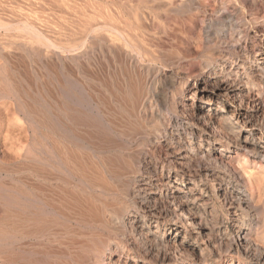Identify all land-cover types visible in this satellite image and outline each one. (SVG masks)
Segmentation results:
<instances>
[{
    "label": "bare ground",
    "instance_id": "6f19581e",
    "mask_svg": "<svg viewBox=\"0 0 264 264\" xmlns=\"http://www.w3.org/2000/svg\"><path fill=\"white\" fill-rule=\"evenodd\" d=\"M227 8L212 0H0L1 151L28 162L21 184L0 179V264H146L133 249L147 250L151 228L167 234L166 246L179 227L188 243L206 244L212 229L191 205L203 208L207 191L183 168L192 158L221 168L212 151L238 144L223 137V117L249 132L253 123L223 106L241 89L233 68L251 62L219 52V13ZM212 112L220 118L199 126ZM242 157L244 188L254 191L263 165L252 172ZM160 202L170 203L168 219ZM254 210L255 220L230 218L242 249L229 264H249L239 255L257 252L250 237L264 231V211ZM232 230L223 235L232 238ZM30 237L45 241L19 244ZM174 246L180 257L194 254L182 240Z\"/></svg>",
    "mask_w": 264,
    "mask_h": 264
},
{
    "label": "rangeland",
    "instance_id": "374dc122",
    "mask_svg": "<svg viewBox=\"0 0 264 264\" xmlns=\"http://www.w3.org/2000/svg\"><path fill=\"white\" fill-rule=\"evenodd\" d=\"M212 1L213 2L216 1L217 3H220L221 5H225L226 7H228L225 10V12H223L224 11V9H223L219 13V14H221L219 16L220 20H221V25L218 26V28H217V30H218L217 39L219 40V46H218V48L220 49L219 52H222L220 54L222 56H223V54H224V56L226 55L225 57L223 56V58H229L230 59V57H231L233 59V58L238 56L240 58V61H242L243 57L248 56L249 59L251 60V62H249L251 64H249V63L241 64L242 63L241 62V63H239V65H236V66H238V67H236L237 69L233 68V70L236 71L237 73L240 72V78L241 79H240L239 84L236 83V87L238 86L241 89L234 95V97H233L234 102H231L232 97L224 98L223 106H224L225 110H229L230 109L229 107L235 105V108H237L241 113L243 111L242 114L245 115L244 118L247 117L246 118L247 120L250 119L249 122H251V123L253 122L252 123V129L249 132V128H247L249 126H247L246 128H244V127L240 128V127H236L234 125H231L232 123L235 122V120L230 124L229 119H225L223 117V119H224V122L222 124L223 137H225L224 136V134H225L226 137L229 136L230 139L233 140V142L235 144H237V143L238 144L234 145L233 143H231L230 148L228 150L220 151L218 148H216L212 151V153H213L212 156L220 157V161L222 162L221 168L215 169L216 167L213 168L212 165L207 164L205 162H202L200 160L195 161L194 158H192V160H190L191 162L188 160L189 161V164H188L189 167L184 166V168H183L184 170L187 169L188 173H191V171H192L191 174H194L195 176H196V173L199 174L196 176L200 182L199 185L201 184L202 186H204L206 191H207L205 199H204L205 202L206 201L207 202L205 203L206 205L204 204L203 208H201L199 204H197L199 206H197L196 204L191 205L192 206L191 209H192L193 213L196 212L195 214H197V215L200 213L201 218L203 219L202 221H204L203 223L206 225L208 224L207 227L212 229L211 233H213V234H211L210 238L207 239L208 241L205 239L206 244L204 246H201V247L205 248V249H203L204 251L201 250V247H198L197 245H192L191 242L188 243L186 238L185 239L183 238V235H184L183 227H181V228L179 227L177 229L178 230L177 236L175 237V239H172L169 242H167V246L165 243H163L164 240L168 239L167 234L162 235L161 230L155 232L154 228H151L152 230L150 229L148 231V233L146 234L148 239L144 240V242H146V246H147V250L145 251L146 253L143 252L144 251L143 245H139L141 247L138 246L139 250H138L137 246L133 249L137 252V254H138V252L140 254H146L145 255L146 264H154V263L155 264H163V263L172 264L173 262L174 263L178 262L180 264H186L187 262H191V260H190L191 258H192V262L195 264H200V263L201 264H229V262L232 259V257L230 255L232 254V256H233L235 254V249L236 248H238L239 250L242 249L241 241H239V239H237L238 236L236 233L237 232L236 227H235L236 224L234 225V223H232L230 221V218L233 219L236 215L241 214L242 216L247 215L246 217H249L250 220L253 218H254L253 220H255V218L258 215H256V216L254 215V211H255L254 209H256V207L258 206V210L260 212L264 211V201H263L264 200V181H261V183H260V181L256 182L255 184L257 186L254 189V191H249L247 189V187L244 188V186H245L244 179H243L244 178V170L241 168L242 166L240 167V164H239L241 162H244V161H242L244 159H240V158H243L242 156L245 155L246 156L245 163H247V164L244 163V165L246 167L250 166L249 169H251L252 172L256 173L257 169L254 168L253 166H256L259 163H261L263 165V169H262L263 172H260L257 177L260 176L261 178L263 177V179H264V175H263L264 174V158H263V156H264V142L263 141L264 140H261V142H260V141H258V139L254 140L252 138L253 133L256 135V138L259 134L264 135V68H263V66H264V0H218V1L212 0ZM236 9H238V10H236ZM240 13L242 14L243 17H245L244 18L245 20L241 21V23H238L239 17L238 18H236V17L239 16ZM248 17H249V19H248ZM238 25L239 26L241 25V27L243 26L244 27L243 30L245 32L242 31L240 29L241 27L239 28ZM213 35L214 34H211V36H213ZM235 45H237V47H235ZM233 48L236 49L234 54H233V52H231ZM103 60L107 61L106 58H104ZM252 61H253V63H252ZM87 65L88 66H86V68L88 67L92 70V68H91L92 64L89 63ZM195 104L200 105V103H195ZM256 108H258V111L256 110ZM211 109H213V107H211ZM213 115L220 118L219 114H215L212 112V115H211L212 119H210L208 116H206L205 122H203L202 120H199V126L202 127V125L204 123L205 124L207 123L206 126L209 128L210 122H212L213 117H214ZM202 128H204V125ZM30 133L31 132H29L27 130V132H26V134H24V138L22 140L24 142V140L27 138V140L25 141L26 143L24 142L26 144V146H30L31 142H32V137H31ZM0 140H1V138H0ZM244 146H245V148H244ZM1 150H3L2 144H0V162H2V165L0 163V171L2 172V173L0 172V177L1 176H3V177H1L0 179L3 178L5 180H11V181L16 182V183L20 182L19 184H21L24 181V178L22 179V174L24 177H25V174H27V171L25 170L26 165L28 164L27 160H24L23 157H17V156H14L13 154H9V153L7 155V153L5 154ZM2 154L3 155L5 154V155L3 156ZM1 155H2V157H1ZM239 156H241V157H239ZM19 158H20V160H19ZM238 159H240V161ZM26 162H27V164L24 165L23 163H26ZM184 162H187V160L183 161V163ZM197 164H198V166H197ZM4 165L6 168L4 167ZM204 165H205V167H204ZM226 165H228V166H226ZM9 166H11L12 169H10ZM195 166H197V168ZM19 167H21L22 169ZM190 167H192V168H190ZM13 168H15L14 172H12ZM23 168L25 171L23 170ZM203 168H205V169H203ZM194 169H196V171ZM231 169L232 170L235 169V170H233V172H231L232 171ZM228 171H230V172H228ZM6 172H7V174H6ZM11 173H12V175H11ZM214 175L217 176V179H216V176H214ZM11 176H13L14 178ZM205 177H206V179H205ZM211 177H214L216 185H219L218 186L219 196H220V197L218 196L219 199H217L218 197H216L214 194H212V191L209 189L210 187H208L210 185V183L214 181V180H212L213 178H211ZM12 179H14V180H12ZM180 194H181V196L183 195L182 193H179L178 195L180 196ZM221 196L223 199L221 198ZM232 199H233V201H232ZM151 200H153V199L151 198ZM183 200H185V198H183ZM237 200L239 202H237ZM223 201H225V203H222ZM152 202L153 201H151V203ZM169 204L168 203L165 204V202L158 204L159 210L157 209V211L162 213L161 214L162 218H165V219L169 218V210L167 207V206H170ZM223 204H225L224 207H223ZM160 206L162 207V209ZM252 206H253V208H252ZM242 210H244L245 212L243 213ZM163 213H164V215H163ZM232 224H233V227H232ZM137 227H138V229L136 232L139 233L140 228H142V225L139 223L137 225ZM230 228H231V230L233 229L232 230V236H231L232 238L228 239L226 236L223 235V233L228 232V230H230ZM145 230L146 229L144 227V228H142L141 232L144 233ZM159 237H161V238H159ZM219 237H220V239H218ZM224 238L226 241L224 240ZM239 238H241V237H239ZM250 238L257 244V248H258L257 252L254 253V251H250L247 253L248 255L247 254H244V255L241 254V255H239L240 260L244 261V262H249V264H251V263L252 264H264V258H261V261L258 263H257V261L252 259L255 256H257L258 253H261L264 257V231L260 230L258 233L253 232V234ZM25 239H23L21 241V243H19V244H22V242H24L23 246H25L27 243H31V242L35 243L36 241L37 242H44L45 241V239L43 237H30V238H25ZM180 240L183 241V245L185 244L186 247L189 246L190 249L193 250V252H194L193 255H191V256L190 255H186V256L183 255V257L182 256L180 257L181 254L177 251V249H174L175 248L174 243H178ZM151 241H155L156 243L151 242ZM229 241H230V243H228ZM254 242H253V246H252L253 248H255ZM152 243H154L155 246ZM161 243H162V245H161ZM168 243H170V244H168ZM227 244L231 245V248H230L231 251H228V249L226 247ZM168 245H170V246H168ZM171 245L174 248H172ZM55 246L59 247V244L56 243V244H54V247ZM189 247H187V248H189ZM59 248H61V247H59ZM141 248H143V251ZM148 248H150V249L148 250ZM159 249H161V250H159ZM163 251H164V254H162ZM165 251L167 253H165ZM187 257H188V259L189 258L190 259L189 260L186 259ZM151 259L153 260V263H151ZM162 259L164 262L162 261ZM202 259H204L203 260L204 263L202 262ZM183 260H184V262H183ZM238 261L239 260H234L233 263L237 264Z\"/></svg>",
    "mask_w": 264,
    "mask_h": 264
}]
</instances>
